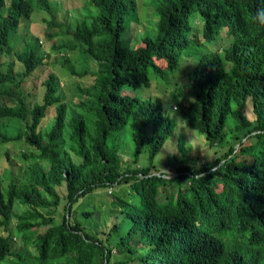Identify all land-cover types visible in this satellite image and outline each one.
I'll use <instances>...</instances> for the list:
<instances>
[{
	"label": "trees",
	"instance_id": "trees-1",
	"mask_svg": "<svg viewBox=\"0 0 264 264\" xmlns=\"http://www.w3.org/2000/svg\"><path fill=\"white\" fill-rule=\"evenodd\" d=\"M89 1L97 8L91 21L63 27L74 38L67 50L96 64L76 71L69 63L71 73L89 83L78 88L71 109L51 74L43 98L30 109L27 97L37 90L27 81L34 83L45 56L29 46L15 52L10 34L35 7L31 0H0V119L26 121L25 132L10 136L1 127L0 138L25 137L35 149L23 154L33 161L20 176L12 172L6 193L0 171V264H28L30 246L38 252L32 264H264V25L251 19L257 0H148L158 20L139 42L128 24L139 11L137 0ZM36 2L51 11L49 0ZM223 41L228 45L220 49ZM3 55L22 63L20 78L13 62L3 69ZM189 60L186 81L176 87L188 127L215 146L234 118L235 141L212 165L180 164L177 175L165 177L153 173L154 160L175 130L174 119L166 118L160 98H141L135 90L152 84L151 73L176 75ZM248 102L254 120L246 115ZM52 106L53 124L43 133L39 126ZM127 126L136 157L146 151L147 165L123 169L117 144L110 147L113 134ZM66 128L69 149L62 141ZM115 184L128 186L136 202L112 198L104 212L121 220L105 231H87L74 219L75 207ZM62 204L59 220L43 211Z\"/></svg>",
	"mask_w": 264,
	"mask_h": 264
},
{
	"label": "rangeland",
	"instance_id": "rangeland-1",
	"mask_svg": "<svg viewBox=\"0 0 264 264\" xmlns=\"http://www.w3.org/2000/svg\"><path fill=\"white\" fill-rule=\"evenodd\" d=\"M32 2L36 6V0H32ZM49 2L51 3V12L36 6L30 18H22L20 20L19 25L11 31L10 45L15 52L23 51L26 46L34 47L36 51H39V54L45 56L43 66H40L33 73L34 83L27 81L31 86L35 87L33 89L37 90L34 94H30L27 97L29 108L31 109L33 107L35 101H41L45 93L44 82L49 79L51 74H56L60 82V93L63 95L64 101H68L71 109H73L75 102L80 98V96H78V88L85 87L89 81L85 77L82 78L72 74L69 70V63H72L76 71H80L84 69V67H90L92 70H95L96 64L92 61L84 64L85 61H81L83 57H81L79 51L69 52V50H67L64 45L73 43L74 38L72 34H64L65 28L63 27L65 25L68 29H74L76 25L84 19L91 21L97 9L89 0H49ZM137 2L139 11L128 23L129 33L132 34L133 42H139L145 35L153 34L152 28L158 20L153 11V6L148 3V0H137ZM194 23L196 28H201L202 21L199 17L195 18ZM227 45L228 41L220 42L219 48H225ZM221 53L223 54V52ZM64 57L69 60L68 63L63 62ZM2 62L4 70L13 62V72L20 78L19 75H22L23 67L22 63L16 60V56L3 55ZM190 64H193L191 60L182 61L179 69L175 71L176 75L169 74L167 77L166 72L164 78L151 73L150 77L152 84L135 90L136 95L141 98H160L163 103L164 112L166 111V105L169 106L170 117H172L175 122L173 134L168 138L156 155L154 160L156 168H154L153 173H164L167 175L176 173V169L180 164L195 166H199L200 164L212 165L216 158L226 152L229 145L235 141L234 136L237 121L234 118L229 119L227 138L224 142L221 144L217 143L215 146L210 145L204 134L188 127L182 111L179 110V105L183 102V98L179 91L176 90V87L179 82L181 86L184 85L186 79H183L182 75L189 70ZM225 64L227 69L231 67V63L227 60ZM175 108L178 109V111H176ZM49 111L50 112H48L39 126V130L43 133L48 131L53 124L55 115L54 106H52ZM246 115L250 120L256 118L252 102H248L247 104ZM0 129L2 133H6L10 136L11 134H17L19 131L25 132L26 121H18L16 119L15 123L12 121L8 123L0 119ZM113 135L115 138H110L109 145L111 147L113 144H117L119 154L123 157V169H126L129 165L136 167L144 166L149 163L146 151L141 153L139 157H136L135 143L128 126L124 130L116 132ZM69 136L70 129L66 128L64 138H62L63 147L65 149H69ZM238 142V140L235 142L237 147H239ZM34 151L35 149L25 140V137L20 140L9 141H2L0 138L1 185L5 193L8 191V184L12 178V172L20 176L33 161L25 159L23 154L30 155ZM40 165L46 170L50 168V164L44 160L40 162ZM61 188H64V186ZM62 191H64V189H62ZM117 197H126L127 200L136 202V195L132 193L128 186L115 184L111 189L101 188L83 198L75 207L76 212L74 213V219L80 220L89 232L107 230L113 225L114 221L119 222L121 220V215L118 216V214L112 213L108 216L106 214L107 211L104 212V210L109 207L110 200ZM16 209L21 210L22 206L17 205ZM62 209L63 204L60 208L51 210L43 209V211L46 215L52 213L56 219L59 220L61 218L60 211H62ZM85 210H95L96 212L93 216H86L83 214ZM12 225L13 222L10 226ZM14 237L13 240L18 242L19 237ZM17 247L19 248L20 245L17 244ZM25 252L29 255L27 259L28 264L35 262L34 255L38 254L36 247L30 246ZM117 258H119V256ZM123 258L124 255L122 256V259Z\"/></svg>",
	"mask_w": 264,
	"mask_h": 264
},
{
	"label": "clouds",
	"instance_id": "clouds-1",
	"mask_svg": "<svg viewBox=\"0 0 264 264\" xmlns=\"http://www.w3.org/2000/svg\"><path fill=\"white\" fill-rule=\"evenodd\" d=\"M32 4H33V2H32ZM36 6H38L37 2H36ZM36 6L34 5V7H36ZM42 9H44V8H42ZM49 12H51V11H49ZM251 19H252V22L255 24L264 25V0H257V7L255 8V11L252 13ZM176 111H178V109H176ZM164 115L166 116V118H170V108L167 105H166V111H165Z\"/></svg>",
	"mask_w": 264,
	"mask_h": 264
},
{
	"label": "built area",
	"instance_id": "built-area-1",
	"mask_svg": "<svg viewBox=\"0 0 264 264\" xmlns=\"http://www.w3.org/2000/svg\"><path fill=\"white\" fill-rule=\"evenodd\" d=\"M175 175H177V172L176 173H171V174H168V175L164 174L165 177H172V176H175Z\"/></svg>",
	"mask_w": 264,
	"mask_h": 264
},
{
	"label": "bare ground",
	"instance_id": "bare-ground-1",
	"mask_svg": "<svg viewBox=\"0 0 264 264\" xmlns=\"http://www.w3.org/2000/svg\"><path fill=\"white\" fill-rule=\"evenodd\" d=\"M44 3H45V2H44ZM47 5H48V4H47ZM47 8H48V7H47ZM47 10H48V9H47ZM28 16H29V14H28ZM52 16H53V15H52ZM23 18H24V17H23ZM18 20H19V19H18ZM11 22H12V21H11ZM11 22H10V23H11ZM49 24H50V23H49ZM16 26H17V25H16ZM7 63H8V62H7Z\"/></svg>",
	"mask_w": 264,
	"mask_h": 264
}]
</instances>
